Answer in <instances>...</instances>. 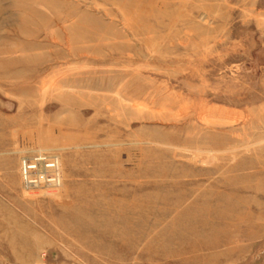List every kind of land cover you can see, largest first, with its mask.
I'll use <instances>...</instances> for the list:
<instances>
[{"label": "rangeland", "instance_id": "obj_1", "mask_svg": "<svg viewBox=\"0 0 264 264\" xmlns=\"http://www.w3.org/2000/svg\"><path fill=\"white\" fill-rule=\"evenodd\" d=\"M0 264H264V0H0Z\"/></svg>", "mask_w": 264, "mask_h": 264}, {"label": "built area", "instance_id": "obj_2", "mask_svg": "<svg viewBox=\"0 0 264 264\" xmlns=\"http://www.w3.org/2000/svg\"><path fill=\"white\" fill-rule=\"evenodd\" d=\"M44 159V161L47 159L46 158V156H44L43 157ZM56 160V159H55ZM55 163V162H54ZM53 164V163H52ZM34 166H36V167H34V168H36L35 170H36V175H35V177L37 176L38 178L40 177V178H42V179H47L46 178V175H45V173L44 172H42V171H39V169L37 168V164H35ZM56 177L58 178V180H57V182H52V183H49V184H51V185H53L54 187L55 186H59L60 184H61V180H60V175H59V173H60V171H59V169L58 170H56ZM23 177H24V182H25V186L26 187H28V188H35V187H32L28 182H26L27 181V175H24L23 174ZM42 184H46V186H47V183H42Z\"/></svg>", "mask_w": 264, "mask_h": 264}, {"label": "bare ground", "instance_id": "obj_3", "mask_svg": "<svg viewBox=\"0 0 264 264\" xmlns=\"http://www.w3.org/2000/svg\"><path fill=\"white\" fill-rule=\"evenodd\" d=\"M214 246H215V244H214Z\"/></svg>", "mask_w": 264, "mask_h": 264}]
</instances>
